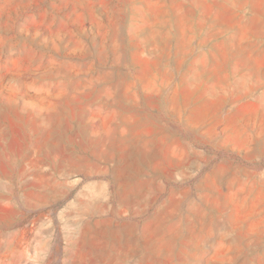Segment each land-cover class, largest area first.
Segmentation results:
<instances>
[{"label":"rangeland","instance_id":"obj_1","mask_svg":"<svg viewBox=\"0 0 264 264\" xmlns=\"http://www.w3.org/2000/svg\"><path fill=\"white\" fill-rule=\"evenodd\" d=\"M0 264H264V0H0Z\"/></svg>","mask_w":264,"mask_h":264},{"label":"bare ground","instance_id":"obj_2","mask_svg":"<svg viewBox=\"0 0 264 264\" xmlns=\"http://www.w3.org/2000/svg\"><path fill=\"white\" fill-rule=\"evenodd\" d=\"M92 195V194H91ZM143 198V197H142ZM137 202V199L132 194H127L123 199L120 200V203L126 207H132L133 204ZM139 202V201H138ZM100 205V204H99ZM96 207V206H95Z\"/></svg>","mask_w":264,"mask_h":264}]
</instances>
